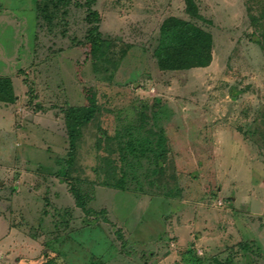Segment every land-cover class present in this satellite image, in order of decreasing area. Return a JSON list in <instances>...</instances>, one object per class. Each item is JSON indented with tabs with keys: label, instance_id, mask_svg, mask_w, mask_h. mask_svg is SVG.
<instances>
[{
	"label": "rangeland",
	"instance_id": "obj_1",
	"mask_svg": "<svg viewBox=\"0 0 264 264\" xmlns=\"http://www.w3.org/2000/svg\"><path fill=\"white\" fill-rule=\"evenodd\" d=\"M0 78V264H264V0H0Z\"/></svg>",
	"mask_w": 264,
	"mask_h": 264
},
{
	"label": "trees",
	"instance_id": "obj_2",
	"mask_svg": "<svg viewBox=\"0 0 264 264\" xmlns=\"http://www.w3.org/2000/svg\"><path fill=\"white\" fill-rule=\"evenodd\" d=\"M94 33L99 39L97 27H94ZM97 47H100L95 41ZM212 37L209 33L197 27L196 25L178 19L176 17L168 18L161 27L160 43L155 50V57L159 67L163 70H181L193 67L207 66L212 59ZM87 93L89 100L87 115L82 118L86 122L95 112V102L87 88H83ZM0 92L12 94V86L8 78H0ZM77 115L74 109L68 110V135L71 156L74 155L76 148V139L79 135V129L82 121L77 120L71 123V116Z\"/></svg>",
	"mask_w": 264,
	"mask_h": 264
}]
</instances>
